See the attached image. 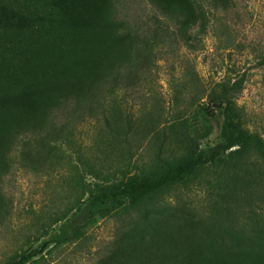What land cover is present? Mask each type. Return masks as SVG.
Listing matches in <instances>:
<instances>
[{"label": "trees", "instance_id": "16d2710c", "mask_svg": "<svg viewBox=\"0 0 264 264\" xmlns=\"http://www.w3.org/2000/svg\"><path fill=\"white\" fill-rule=\"evenodd\" d=\"M114 1L0 0L1 173L17 156L12 151L25 132L37 135L26 147H33L37 155L49 154L66 141L68 123L59 122L66 111L74 119L95 117L116 143L125 145L115 165L107 157L99 163L89 161L84 171L91 180L84 179L72 205L51 218L49 227L63 222L58 234L49 237L43 230L35 241L49 238L21 247L3 264H31L44 259L51 245L74 242L77 235L69 231L70 217L134 220L99 264H264V231L211 225L190 208H157L168 186L229 150L258 152L264 159V139L249 129L237 105L245 78L220 80L205 89L204 117L220 121L223 136L206 160L163 157L139 166L129 145L135 114L117 93L127 95L140 86L144 62L151 61L155 45L137 27L117 18ZM148 2L165 19L150 25L162 37L156 45L190 48L191 28L199 24L204 33L210 25L202 1ZM125 43L134 44L135 56L116 62L114 50ZM2 197L0 192V220L6 211Z\"/></svg>", "mask_w": 264, "mask_h": 264}, {"label": "rangeland", "instance_id": "374dc122", "mask_svg": "<svg viewBox=\"0 0 264 264\" xmlns=\"http://www.w3.org/2000/svg\"><path fill=\"white\" fill-rule=\"evenodd\" d=\"M199 1L208 11L210 25L204 33L199 24L191 28L190 48L156 45L162 37L155 34L153 23L165 19L148 0L114 1L117 18L137 27L155 45L151 61L144 62L140 86L127 95L117 93L135 114L129 145L139 166L163 157L206 160L223 143L221 122L204 117L202 98L206 88L224 79L245 78L237 105L246 114L249 129L264 139V0ZM136 49L125 43L112 57L116 62L126 55L133 59ZM60 116V124L68 123L66 141L49 154L37 155L33 147L26 149L37 135L25 132L12 151L17 152L13 162L3 173L0 169L1 206L6 210L0 220V264L21 247L37 246L58 234L63 222L49 227L51 218L72 205L84 179L91 180L84 171L89 161L99 163L107 157L115 165L117 155L125 150L95 117L74 119L67 111ZM164 207L190 208L211 225L264 231V159L258 152L229 150L168 186L157 206ZM67 224L76 240L57 248L51 245L44 259L31 264H99L134 220L70 217ZM43 230L49 237L36 242L35 236Z\"/></svg>", "mask_w": 264, "mask_h": 264}]
</instances>
